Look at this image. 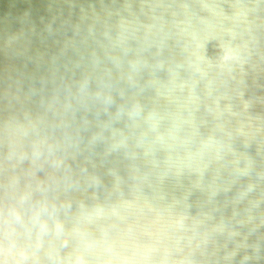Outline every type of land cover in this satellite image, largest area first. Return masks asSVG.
Returning a JSON list of instances; mask_svg holds the SVG:
<instances>
[{"label": "water", "instance_id": "water-1", "mask_svg": "<svg viewBox=\"0 0 264 264\" xmlns=\"http://www.w3.org/2000/svg\"><path fill=\"white\" fill-rule=\"evenodd\" d=\"M0 264H264V0H0Z\"/></svg>", "mask_w": 264, "mask_h": 264}]
</instances>
